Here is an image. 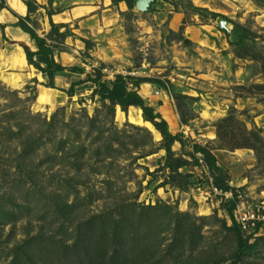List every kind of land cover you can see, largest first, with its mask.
<instances>
[{
    "label": "rangeland",
    "instance_id": "obj_1",
    "mask_svg": "<svg viewBox=\"0 0 264 264\" xmlns=\"http://www.w3.org/2000/svg\"><path fill=\"white\" fill-rule=\"evenodd\" d=\"M36 1L65 13L93 8L87 28L73 21L62 30L81 47L85 70L92 78L101 70L102 82L122 76L130 88L138 79L157 82L143 89L146 100L171 134L182 135L185 151L139 126L136 108L103 100L92 83L49 102L39 93L48 81H38L28 63L20 67L19 45L0 25V264H26L27 255L40 264H80L77 244L94 237L91 219L98 231L119 224V238L131 244L123 250L128 264L182 262L177 255L189 239L195 260L232 264L237 236L222 208L232 199L204 201L214 177L200 154H187L208 150L233 198L264 201V0H134L132 9L113 0ZM2 6L17 14L7 0ZM46 14L32 19L41 38L51 32ZM5 15L14 17L3 10L1 21ZM233 25L245 31L236 42ZM226 119L231 128L219 136ZM240 130L254 134L247 147L234 146ZM252 234L244 237L256 250L241 264H264V226ZM178 237L184 242L172 249Z\"/></svg>",
    "mask_w": 264,
    "mask_h": 264
},
{
    "label": "trees",
    "instance_id": "obj_2",
    "mask_svg": "<svg viewBox=\"0 0 264 264\" xmlns=\"http://www.w3.org/2000/svg\"><path fill=\"white\" fill-rule=\"evenodd\" d=\"M27 9V14L25 17L18 16L10 9L6 8L5 6L0 7V12L3 10L9 11L15 18H17L18 22L15 27L19 28L24 34L28 35L30 41L33 45V49L27 46L24 43H15L9 42L10 45L17 44L21 47L24 51L25 58L29 66H32L39 74L42 75L45 81H48L47 85H44L46 88H54V80L55 76L59 73H63L65 71L69 72H79L80 69L73 68L67 70L66 68L62 67L55 61V53L56 51L64 52L65 40L69 36L66 32H62L63 29L67 28V25H58L53 22V17L59 15L63 12L55 11L52 8H45V6L40 5L36 0H21ZM125 2L128 8L132 9L134 7L135 1L134 0H113L114 4ZM41 10H47V19L51 26V32L48 37L41 38L36 33V26L37 23L34 22L32 19L33 17L39 15ZM213 18H219L221 16L217 14H212ZM3 28V32L5 30V26H1ZM4 35V33H3ZM245 31L242 27L238 25H233L231 32L229 33V38L233 40L232 42L239 41L240 39L244 38ZM5 37V35H4ZM86 50L89 51L90 48L87 45ZM95 71V78L89 77L86 83H92L96 87H98L94 93H99L103 91L102 99L109 101L111 104L115 106H119L123 111L128 110L129 108L133 107L139 109L142 112L143 121L149 124L152 129L157 130L163 137L164 141H167L170 145L179 143L185 151V142L182 138L181 134L173 135L169 132L166 119L161 116L154 107L150 106L149 103L145 100V98L139 93V88L142 84H152L155 85L157 82L149 80V79H138L133 85V88H130L128 82L122 76L115 77L114 81L111 82H102V74L101 70H94ZM77 85H73L70 87L68 91L69 97L74 96V89ZM163 117V118H162ZM168 122V121H167ZM230 119L223 120L218 125V135L220 136L221 128L228 127L231 128L229 125ZM154 127V128H153ZM154 130V132H155ZM232 133V132H231ZM238 136L232 134L233 139H237L239 141L238 144H235V147H247L249 144V138L254 135L245 130L238 131ZM237 137V138H235ZM239 137V138H238ZM186 153V152H185ZM197 154L202 156L203 162L207 166V168L211 171L212 176L214 177V186L223 192H228L230 188L225 184L221 176H218L215 171L216 170V160L212 156L208 150L201 148L199 146L193 147V152H191L189 157L192 159L196 157ZM237 199L234 197L232 200H229L227 203L222 205L223 210L227 212V214L231 217L233 221V211L236 207ZM95 220L91 219L89 221L91 228H93V238L89 239L82 238L86 240L80 241L77 245L83 248L82 258L79 259L80 264H128L124 261V248L130 247V241L123 242L119 238L118 235V228L119 224H114L109 227H104L103 230L98 231V228H95ZM115 226H117L115 228ZM260 229V227L258 228ZM232 231L236 233L237 236V244L236 249L234 252V259L232 264H241L244 256L250 253H253L256 250L257 243L251 244L250 240L252 236L244 237V234L241 232L240 228L234 223L231 228ZM184 232L181 233L184 236ZM188 232H192L188 230ZM186 231V233L188 234ZM193 237V236H192ZM191 238V237H190ZM88 239V240H87ZM190 241H186V244L189 246L184 248L181 253L177 255V258L181 257L184 261L177 262L174 261V264H209L208 256H203L200 259L195 260L193 258V251L195 250L193 240L189 239ZM93 241L98 242V246H92L91 243ZM183 238H177L175 241L169 246L173 249L174 246L178 247L183 244ZM90 243V245H89ZM128 245V246H127ZM192 245V246H191ZM168 246V247H169ZM96 247V248H95ZM89 248V249H88ZM95 249L94 253L91 254L90 251ZM168 254H171V249L168 248ZM26 264H40V262H36V260L31 256L27 255L26 257ZM208 258V260H207ZM19 258L13 260L11 264H21ZM124 261V262H123ZM133 262V261H130ZM71 263V262H70Z\"/></svg>",
    "mask_w": 264,
    "mask_h": 264
},
{
    "label": "crops",
    "instance_id": "obj_3",
    "mask_svg": "<svg viewBox=\"0 0 264 264\" xmlns=\"http://www.w3.org/2000/svg\"><path fill=\"white\" fill-rule=\"evenodd\" d=\"M8 5L11 9H13L18 16L25 17L27 14V9L23 2L21 0H7ZM40 3V2H39ZM40 5L44 6V2L40 3ZM93 13V8H91L88 5L73 7L69 12L61 13L59 15L54 16L53 22L58 25H69L73 21H83L84 28H87V16L91 15ZM5 20L1 21L0 19V25L5 26V32L6 37H10V41L16 42V43H24L30 48H32V43L30 41V38L28 35L24 34L19 28L15 27L18 20L15 17H11L10 15L4 16ZM18 46V45H16ZM65 46L70 47L69 52H60L58 55L55 54V61L60 64L62 67L66 68L67 70L77 68L80 69L79 72H69L65 71L63 73H59L55 76L54 80V88H41L39 90V93H48L49 102H59L62 103L63 100L67 97L68 91L71 86L77 85L74 89V94H82V91L85 89H89L91 83H86L87 79L91 76H89L88 72L85 70L84 61L80 59L79 51L81 50L80 46L76 45L75 40L65 41ZM33 49V48H32ZM16 55L19 56L21 60V66L24 67L27 65V61L25 58L24 51L21 47L16 48ZM38 81L44 82V79L41 74H38L36 76ZM92 78V77H91ZM40 79V80H39ZM153 86L151 84H142L139 88V93L145 98L144 90L146 92L148 91L149 87ZM147 101V100H146ZM150 106L154 107L156 111L161 115L160 110L156 107L155 104L151 101H147ZM162 116V115H161ZM163 118V117H162ZM165 118V117H164ZM167 120V118H165ZM168 121V120H167ZM169 123V122H168ZM149 125V124H147ZM150 126V125H149ZM214 139V138H212ZM176 144H179L178 142L175 143L173 146H176Z\"/></svg>",
    "mask_w": 264,
    "mask_h": 264
},
{
    "label": "built area",
    "instance_id": "obj_4",
    "mask_svg": "<svg viewBox=\"0 0 264 264\" xmlns=\"http://www.w3.org/2000/svg\"><path fill=\"white\" fill-rule=\"evenodd\" d=\"M158 96V92L156 93ZM203 163L202 160H200ZM204 201H208L205 195L213 194L217 197V199L223 203L228 201L229 199H233V194L230 192H223L214 187H211V191L209 194L203 193ZM233 220L234 223L240 228L243 234L253 235L255 231L260 227L264 226V201L250 202L240 195L237 196V204L233 211Z\"/></svg>",
    "mask_w": 264,
    "mask_h": 264
},
{
    "label": "bare ground",
    "instance_id": "obj_5",
    "mask_svg": "<svg viewBox=\"0 0 264 264\" xmlns=\"http://www.w3.org/2000/svg\"><path fill=\"white\" fill-rule=\"evenodd\" d=\"M144 4V3H143ZM135 113H137V115H138V117H139V121H138V125L139 126H143V125H147V123H145L144 121H143V118H142V112L139 110V109H135ZM145 161V160H144Z\"/></svg>",
    "mask_w": 264,
    "mask_h": 264
},
{
    "label": "water",
    "instance_id": "obj_6",
    "mask_svg": "<svg viewBox=\"0 0 264 264\" xmlns=\"http://www.w3.org/2000/svg\"><path fill=\"white\" fill-rule=\"evenodd\" d=\"M219 23H220L221 26H224V25L227 24L225 19H220Z\"/></svg>",
    "mask_w": 264,
    "mask_h": 264
}]
</instances>
